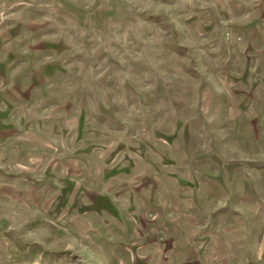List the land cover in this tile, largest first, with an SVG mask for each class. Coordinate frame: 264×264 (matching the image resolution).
Here are the masks:
<instances>
[{"label":"rangeland","instance_id":"rangeland-1","mask_svg":"<svg viewBox=\"0 0 264 264\" xmlns=\"http://www.w3.org/2000/svg\"><path fill=\"white\" fill-rule=\"evenodd\" d=\"M0 264H264V0H0Z\"/></svg>","mask_w":264,"mask_h":264}]
</instances>
